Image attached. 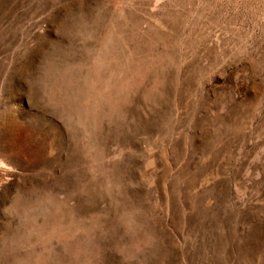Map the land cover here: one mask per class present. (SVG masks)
Instances as JSON below:
<instances>
[{"label":"rangeland","instance_id":"obj_1","mask_svg":"<svg viewBox=\"0 0 264 264\" xmlns=\"http://www.w3.org/2000/svg\"><path fill=\"white\" fill-rule=\"evenodd\" d=\"M25 229L48 264H264V0H0Z\"/></svg>","mask_w":264,"mask_h":264},{"label":"clouds","instance_id":"obj_2","mask_svg":"<svg viewBox=\"0 0 264 264\" xmlns=\"http://www.w3.org/2000/svg\"><path fill=\"white\" fill-rule=\"evenodd\" d=\"M47 252L43 242L30 229L0 235V264H48Z\"/></svg>","mask_w":264,"mask_h":264}]
</instances>
